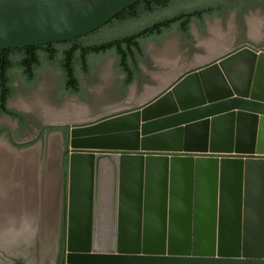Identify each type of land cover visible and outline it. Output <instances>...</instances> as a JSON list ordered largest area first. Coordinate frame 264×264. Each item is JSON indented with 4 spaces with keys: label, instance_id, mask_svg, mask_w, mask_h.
I'll use <instances>...</instances> for the list:
<instances>
[{
    "label": "water",
    "instance_id": "1",
    "mask_svg": "<svg viewBox=\"0 0 264 264\" xmlns=\"http://www.w3.org/2000/svg\"><path fill=\"white\" fill-rule=\"evenodd\" d=\"M138 1L0 0V51L73 40ZM70 148L64 264H264V52L208 60L125 112L74 124Z\"/></svg>",
    "mask_w": 264,
    "mask_h": 264
},
{
    "label": "rangeland",
    "instance_id": "2",
    "mask_svg": "<svg viewBox=\"0 0 264 264\" xmlns=\"http://www.w3.org/2000/svg\"><path fill=\"white\" fill-rule=\"evenodd\" d=\"M257 7H262V5L243 13L232 9L225 15L208 18L202 24L194 22L186 36L175 30L161 39L149 40L145 45L146 60L140 62V78L128 87L123 85L124 75L115 68V58L112 55L102 58L96 63L94 70L88 75L82 76L84 93L81 95L76 93L61 94L63 75L57 70L54 63L47 64L44 71L38 74L34 83L25 82L23 84L20 80L17 82L19 92L10 104L11 107L25 113L26 123L18 127L15 120L9 117H0V129L4 131L0 137V143H6L15 150L8 140L10 133H13L12 136L16 141L30 140L37 135L40 126L46 121L83 123L98 116L144 102L147 100H144L147 89L160 90L181 71L202 64L201 61L199 62L201 58L204 59L202 61H208L211 57L209 55L210 46L227 42L237 35L253 34L251 31L253 26L258 27V33L260 32L259 34L264 37V10ZM244 17L248 27L246 23L244 25L241 22ZM40 145L41 143L37 142L30 147L39 146L40 148ZM46 146L45 143L42 144V148L45 147L46 149ZM57 150H59V146ZM33 156L32 161H30L31 164L36 163L35 154ZM48 157V151L41 152L38 160L40 168L37 169V164L34 168H28L29 164H24V154L19 153L14 156V163L16 162V164H12L10 170L4 172L6 183L7 174L9 175L12 171V175L0 195V218L5 216L6 223L12 216L14 220H17L19 216L16 213L19 210L29 212L32 208H38L39 217L36 223L41 225L43 222L42 225L47 226L52 211V208L49 209L52 197L48 191V184H51V180L48 183L47 177ZM21 158L22 161H19ZM21 162L23 163L21 164ZM23 164L24 168L16 166ZM57 164H59L58 160ZM41 169L43 170L41 171ZM36 176L38 180L34 199L36 202L31 203V194L26 193V188L23 185L26 181L36 183ZM59 185H61V178ZM59 192H61V187ZM8 196L23 199V201L17 202L12 198L9 199ZM52 201L55 200L52 199ZM57 202V220L59 221L60 201ZM24 207L26 208L24 209ZM39 214L45 218L41 220ZM30 221H32L31 218Z\"/></svg>",
    "mask_w": 264,
    "mask_h": 264
},
{
    "label": "trees",
    "instance_id": "3",
    "mask_svg": "<svg viewBox=\"0 0 264 264\" xmlns=\"http://www.w3.org/2000/svg\"><path fill=\"white\" fill-rule=\"evenodd\" d=\"M264 0H140L94 31L73 40L7 48L0 51V115L23 120L25 114L8 107L19 92L15 83H34L38 70L54 63L63 75L61 94H83L82 76L102 58L112 55L126 87L140 78L145 45L172 31L188 35L192 23L202 24L232 9L243 13Z\"/></svg>",
    "mask_w": 264,
    "mask_h": 264
},
{
    "label": "flooded vegetation",
    "instance_id": "4",
    "mask_svg": "<svg viewBox=\"0 0 264 264\" xmlns=\"http://www.w3.org/2000/svg\"><path fill=\"white\" fill-rule=\"evenodd\" d=\"M257 8H261L264 10V6L257 7ZM244 18L241 22L244 25L245 23L247 25L246 18L245 20ZM251 31L253 34L247 33L241 36L237 35L231 38V40L227 42L224 41L223 43H217V45L210 46L212 52L209 51V55L211 56L209 60L220 57L222 55H230L246 47L252 49L253 51L257 53L264 52V37H262V35L259 34L260 32L258 33V27L255 28V26H253ZM188 69L190 68H187L181 71L180 73ZM43 71L44 69L38 70V74L42 73ZM38 74H37V77H38ZM17 82L15 84L18 86ZM12 99L8 101V107L10 108H13L11 107V104H10ZM133 107L135 106H129V107L123 108L122 110L110 112V113H107V115L108 114H118L119 112H125L128 109L133 108ZM14 109H16L19 112H22L18 110L17 108H14ZM0 117H9L15 120L18 123V127H21L22 125H24L27 119L26 116L23 118V120H19L18 118H14L9 115H0ZM74 124H79V123L71 124L69 122L66 123V122L46 121L44 122V124L40 126L39 132L37 133V135H35L33 139L25 140L21 142L16 141L14 139V136H12L13 133H10V137L8 138V140L11 143L10 145H12L15 148L16 154L22 153L23 151L27 149H31V148L36 150V154H35L36 163L29 164L30 168L36 167V164H37V169L40 168L39 163H38L39 155L43 151L44 152L48 151L49 153L47 177H48V183L51 180V184H48L49 185L48 191L51 193L50 197H52L51 202L49 204H51V206L53 204L54 221H51V220L48 221L47 226L42 225L43 222H41V225H42L41 226L36 223L37 218L39 217L38 212H37L38 208L37 209L32 208L33 211L31 210L32 215H33L32 221H30V219L29 221L27 220L28 218L27 211L25 212V210H22V211L19 210V212H17V216H19L17 217V221L16 220L12 221L14 227L9 225L10 219L7 223L4 224L5 227H0V264H64L65 263V254H66L65 239H66V234H67L66 215L68 211V206H67L68 205V168H69L68 158H69L70 152L72 151L70 148V139H71V128ZM3 134H4V131L0 129V137H2ZM55 134L58 135V141H59V151H58V163L59 164H57V169L54 170L55 173H53L49 169L50 138L52 135H55ZM37 142L41 143L40 148L39 146L30 147L31 145ZM43 143L47 145L46 149L45 147L42 148ZM42 170L43 169H41V171ZM11 172L9 173V175L7 174L8 179H7L6 184H8V180H10V177L12 175ZM22 173H23V170H22ZM60 178H61V185H59ZM35 179H36L35 180L36 183L34 181H30V182L26 181L23 185L26 188V193L31 194L30 195L31 200L29 199L31 203L36 202L34 201V199H35V189L38 183L37 176ZM60 187H61V192H59ZM8 197L9 199L12 198L13 200H16L17 202L23 201V199L21 200L15 199L13 198V196H8ZM52 199H54L55 201H52ZM58 200L60 201L59 221L57 220V208H56ZM42 211H43V208H42ZM43 214H44V211H43ZM40 218L41 220H43L45 216L42 217V215H40Z\"/></svg>",
    "mask_w": 264,
    "mask_h": 264
},
{
    "label": "bare ground",
    "instance_id": "5",
    "mask_svg": "<svg viewBox=\"0 0 264 264\" xmlns=\"http://www.w3.org/2000/svg\"><path fill=\"white\" fill-rule=\"evenodd\" d=\"M202 60H204V59L201 58L199 60V62L200 61L202 62ZM156 92L157 91H156L155 88H150L149 90L147 89L145 97H144V100L150 98ZM58 146H59L58 135L57 134L52 135L51 138H50V159L51 160L49 162V169L53 173H55L54 170L57 169V160H58V151L59 150L56 151V149L58 148ZM22 154H24V158H25L24 164L28 165V164H31L30 161H32V159L34 157L33 155L36 154V150L32 149V148L31 149H27V150L23 151ZM15 155H17L15 150H12L8 145H6V143H0V195L2 194L3 189L5 187V184H6V182L4 180V172L5 171H9L10 168L12 167V164L14 163V156ZM19 161H22V158ZM22 163L23 162H21V164ZM14 164H16V162ZM21 164H19V165H21ZM24 164L22 166H19V165H16V166L20 167V168H24ZM28 168H30L29 165H28ZM51 208H52V211L50 212V215H49L48 219H49V221L50 220L54 221L53 204H52V206L49 209H51ZM31 210L32 209H30V211L28 212L29 214L27 216L28 217L27 220H29L33 216ZM9 218H10L9 225L13 226V222L12 221H15L14 217L12 216V217H9ZM5 219H6L5 216L0 218V227H5V225H4L6 223Z\"/></svg>",
    "mask_w": 264,
    "mask_h": 264
},
{
    "label": "crops",
    "instance_id": "6",
    "mask_svg": "<svg viewBox=\"0 0 264 264\" xmlns=\"http://www.w3.org/2000/svg\"><path fill=\"white\" fill-rule=\"evenodd\" d=\"M204 62L205 61H203L202 63H204ZM158 91L159 90H157V92ZM181 168H184V167H180V169ZM204 168H209V167L208 166H205ZM230 168H232V167H230ZM254 168H259V167L258 166H254ZM179 176L184 177V175H179ZM208 176H210V175L209 174H200V177L201 178L197 181V184L199 185L200 190H206L208 188V186H209V181L207 180ZM229 176L231 178V177L234 176V174H230ZM251 176L254 177V178H257L260 175L259 174H253ZM224 182L226 184H228L227 188H229L230 191L228 193H225L223 195V200L221 202L231 205V204H233L236 201V197H235L236 195L232 191L234 189V186H235L234 183L235 182L232 179L228 180L227 182L226 181H224ZM249 183L253 186V188H256L259 182L254 179V180H250ZM178 184L183 185L184 184V181L183 180L182 181L180 180V181H178ZM197 196H198L197 202L200 203V204H208L210 202L209 194L207 192H200L199 194H197ZM259 196L260 195L257 192H254V193L249 194L248 195V202L251 203V204H253V205L259 203ZM179 197H180L179 203L180 204H183L184 203V195L183 194H180ZM25 208L26 207H24V209ZM251 213H252L251 216H250L251 219L252 220L257 219V212H256V210L255 209L252 210ZM231 215H232L231 214V211L228 209V213L226 215V216H228V218H227L228 220H231ZM132 217H133L132 214L127 215V216L125 215V218L126 219L132 218ZM31 220H32V218H31ZM225 230L228 232V235H229V233H231V231H232V228H231V226H226L225 227ZM250 231H252V232H250V234L251 233H254L253 231H255V229L254 230L252 229ZM153 243L155 244V242H153ZM153 249H156V248H153Z\"/></svg>",
    "mask_w": 264,
    "mask_h": 264
}]
</instances>
